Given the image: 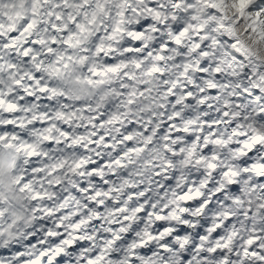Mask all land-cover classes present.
I'll use <instances>...</instances> for the list:
<instances>
[{"label":"snow or ice","instance_id":"obj_1","mask_svg":"<svg viewBox=\"0 0 264 264\" xmlns=\"http://www.w3.org/2000/svg\"><path fill=\"white\" fill-rule=\"evenodd\" d=\"M0 264H264V0H0Z\"/></svg>","mask_w":264,"mask_h":264}]
</instances>
